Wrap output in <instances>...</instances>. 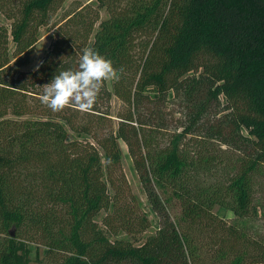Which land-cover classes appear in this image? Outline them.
Returning <instances> with one entry per match:
<instances>
[{"label": "trees", "instance_id": "16d2710c", "mask_svg": "<svg viewBox=\"0 0 264 264\" xmlns=\"http://www.w3.org/2000/svg\"><path fill=\"white\" fill-rule=\"evenodd\" d=\"M63 2L0 0V264H16L18 240L45 247L37 264H264V239L245 224L264 167V0H78L51 25L40 65L21 69ZM85 48L123 69L119 81L90 112H52L41 87L77 70ZM167 91L190 125L167 131L142 105ZM112 95L124 104L115 127ZM209 103L218 118L202 121ZM118 139L157 217L140 244L151 222L120 171Z\"/></svg>", "mask_w": 264, "mask_h": 264}, {"label": "rangeland", "instance_id": "374dc122", "mask_svg": "<svg viewBox=\"0 0 264 264\" xmlns=\"http://www.w3.org/2000/svg\"><path fill=\"white\" fill-rule=\"evenodd\" d=\"M77 2L78 0H64V2L53 14L50 20L51 22L48 25L42 26L39 29L38 41L34 47V50L30 57V61L21 69H35L40 65L45 54L49 51L51 47V25L59 21L68 10L75 7ZM100 16L101 19L107 16V13L104 8L100 10ZM1 24L7 25L8 21L0 14V25ZM9 47L11 49L13 48L12 42H10ZM204 81H206V79H204ZM112 82V80L105 81V85L110 91ZM151 95H153V97L156 96V94ZM142 105L146 108L149 107L150 110H156L159 113V116L162 115L163 121L160 123H162L166 127L167 131L180 129L182 125H190V118L188 116V110L185 107V101L183 97H181L180 95L177 96L171 91H167L166 95L161 101H144V104ZM208 105V110L205 112V114H203L202 121H212L218 118V114H216L218 113L216 105L212 103H209ZM123 109L124 104L122 103V101L112 95L109 100V113L111 114V118L113 119V127L116 126V122L118 120L116 114L121 112ZM201 122H198L197 124ZM195 126L193 127V131L196 130ZM200 127L195 133H198ZM73 137H76V135L70 132L68 138ZM165 139H167V135L158 134L159 142H163ZM117 145L121 156L120 171L127 180L131 191L130 193L133 195L136 201V203L134 204L138 206L141 211H144V213L148 215L151 222V226L145 232L138 235L140 241L137 244H140L144 241L147 236L155 232L157 228V217L146 199L145 193L140 185L138 176L133 168L132 159L128 153L125 143L118 139ZM102 165L103 167L105 166L104 159L102 160ZM257 189L258 192L254 196L255 198L253 201L254 206L257 209V213L252 219L246 221L245 224L248 227L250 235L261 237L264 239V167L258 176ZM213 213L227 221H232V219L234 218V215L230 210L222 207H214ZM104 214L105 213L103 211H100V213L95 217V220L100 223ZM117 236L119 238L130 239V237L124 232H120L119 234H117ZM44 256L45 247L43 245H37L31 242H25L20 240L16 242V264H37L40 260L44 258Z\"/></svg>", "mask_w": 264, "mask_h": 264}, {"label": "clouds", "instance_id": "9594fccd", "mask_svg": "<svg viewBox=\"0 0 264 264\" xmlns=\"http://www.w3.org/2000/svg\"><path fill=\"white\" fill-rule=\"evenodd\" d=\"M113 62L92 48H85L77 70L60 71L41 88V103L52 112L76 108L87 113L93 110L105 81H119Z\"/></svg>", "mask_w": 264, "mask_h": 264}]
</instances>
